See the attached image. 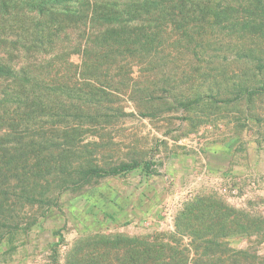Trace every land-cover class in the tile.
Segmentation results:
<instances>
[{
	"label": "rangeland",
	"instance_id": "obj_1",
	"mask_svg": "<svg viewBox=\"0 0 264 264\" xmlns=\"http://www.w3.org/2000/svg\"><path fill=\"white\" fill-rule=\"evenodd\" d=\"M156 12L151 50L93 72L77 34L82 50L94 27L63 28L40 55L29 19L0 4V62L34 79L30 105H0V157L26 159L4 179L0 164V264H264V92H246L264 87V31L239 30L264 11L175 0Z\"/></svg>",
	"mask_w": 264,
	"mask_h": 264
},
{
	"label": "trees",
	"instance_id": "obj_2",
	"mask_svg": "<svg viewBox=\"0 0 264 264\" xmlns=\"http://www.w3.org/2000/svg\"><path fill=\"white\" fill-rule=\"evenodd\" d=\"M235 1L240 7L253 14L256 11H264V0ZM174 3L175 0H0L3 8H16V11H22L23 15L29 19L30 43L27 49L35 50L40 55L46 49L48 51L55 50V41L60 38L63 28L70 26L94 27L96 33L87 35L82 50H80V41L83 34H77V39L80 38L77 49L81 51L83 58L91 63L93 72L107 69L109 62L107 58L117 55L119 51L132 53L144 51L145 53L151 50L162 33L160 22L163 16H160L156 11L161 5L166 8ZM252 17L253 19L247 21L246 26H241L239 29L241 33L245 35L255 33L260 28H263L259 30L260 32L264 31V23H257L255 17ZM54 57L47 65L51 76L58 74L60 64H57L56 60H61L62 56L56 54ZM36 59L33 58V63L36 62ZM10 61L11 59L0 62V80L5 83L4 87L0 89V105H7L15 97H21V100L25 101L24 104L30 105L31 103L26 102L30 97L27 87L34 79L31 80L27 70L23 67L20 70H15ZM39 64L41 63H37L38 68ZM10 85H12L11 92L8 91ZM256 91L264 92V87L246 89L247 93ZM17 128L14 127V124L8 125L5 136L16 134ZM15 155L16 151L11 156H8L7 152L1 154L0 164L5 168L3 179L6 178L5 173L17 172V168L26 161L25 157L21 158L22 156ZM137 166V163H133L106 169L90 167L80 170L79 174L82 181L87 182L92 178L119 176ZM2 170L3 168L0 167V179H2ZM128 252L130 258L135 255L149 260L153 256L148 248L140 250L133 248ZM124 254L123 252L122 255ZM144 264H151V262Z\"/></svg>",
	"mask_w": 264,
	"mask_h": 264
}]
</instances>
